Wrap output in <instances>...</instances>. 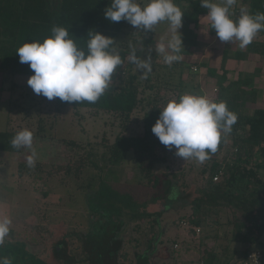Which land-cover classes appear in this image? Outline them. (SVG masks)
Segmentation results:
<instances>
[{
    "label": "trees",
    "instance_id": "16d2710c",
    "mask_svg": "<svg viewBox=\"0 0 264 264\" xmlns=\"http://www.w3.org/2000/svg\"><path fill=\"white\" fill-rule=\"evenodd\" d=\"M111 2L112 0H54V4L51 5L50 0H0V74L12 78L13 88L18 85L14 81L15 76L33 75L27 64L19 62L17 49L26 42L42 43L51 36L53 26L69 29L70 38L84 50L93 34L89 31L113 38L115 43L111 49L120 55L122 64L117 67L111 84L97 102L67 104L58 98L48 101L31 91L36 98L34 105L21 108L12 103L9 112L13 114L11 110L17 108V111L25 112L24 116L32 118L35 114L40 116V112L48 114L45 108L51 106L50 109L53 111L51 117L53 120L56 118L55 121L60 119L63 112L81 109L92 111L95 115L100 112L113 114L121 120L120 133L112 144L106 146L100 164L109 167L108 169L116 168L124 161L126 155L131 153L137 169L136 184L149 191L138 200L124 196L126 201L120 202L118 206H109L111 209L107 210L104 200L107 192L104 190L101 177H97V180L85 179L83 186L85 190L96 182L98 184L96 194L87 198L88 210L92 216L98 218L97 222L90 226L87 232L77 233L68 229V223L57 224L56 229L53 228L51 243L63 242L64 249L60 253L52 249L57 259L53 264H59L58 261L62 260L64 253L70 251L97 253L96 260L99 264H108L109 261L113 264H125L127 256L123 249V235L126 224L147 218L156 221L170 209L171 203L168 202V198L172 191L177 189L178 194H181V185L173 183L178 182L179 177L176 172L171 171L172 166L167 162V154L172 153L173 150L166 149L151 132V128L158 119L160 110H163L169 101H178L182 96L185 84L180 77L185 68L189 75L194 76L198 73L193 71L199 67L191 68L193 66L191 63L181 61L172 66L165 65L164 61L163 64L154 61L152 72L142 83L139 82L132 74L134 64L127 59L132 51L128 50V43L119 42L123 35L126 36V30L131 25L125 21L110 23L104 19V10L111 5ZM136 2L142 6L141 0ZM176 2L184 14L180 33L183 41V56L188 55L190 49L196 46L198 34L195 31L199 27L200 17L206 15L208 10L201 7L200 0H176ZM246 4L248 12L252 15L264 12V0H248ZM243 5L242 0H236L234 7L229 9L232 19L238 18ZM149 44L151 39H146L140 47L142 49L135 52L136 55L139 57ZM249 54L264 58V31L258 32L246 47L244 55ZM227 58L228 54L224 52L221 74H218L216 69L208 68L207 76L216 80L217 91L214 102H226L228 109L237 116L236 123L231 126L229 133L232 136V152L225 160H217L226 143V137L221 135L217 151L210 153L209 159L202 163L203 166L199 171L201 185L194 184L189 187L186 205L190 207L191 212L183 217L181 222L187 227L188 234L195 235V232L198 234L200 228L204 226L206 214L227 209L234 218L231 242L243 245V249L247 252L253 249L264 235V181L260 177V172L264 170V109H255L250 116L246 114V104H255L257 101L256 90L247 87L242 79L235 82L227 80V71L224 67ZM154 65L156 69L153 68ZM162 67L165 69L161 70ZM173 79L175 81L171 82ZM168 88L175 90L174 99L165 92ZM135 114L141 117L138 119ZM42 125L43 119L40 118L36 136L43 129ZM139 125L141 128H138ZM135 126L136 129L138 128L136 131ZM19 131L21 129H0V152L22 153L23 148L15 149L10 144ZM63 146H71V150L76 148L71 141ZM91 154L88 152L87 156ZM88 159L85 160L80 156L75 161L74 167L51 165V169L54 175L63 174L66 179L79 181L84 171L86 172ZM99 162L95 159L91 164L98 167ZM47 165L46 162L35 161L34 167H29L26 162L20 161L16 166V173L19 178L35 179L45 172L44 168ZM158 165L166 166L157 171ZM215 178L217 180H214ZM124 197L121 196L120 201L124 200ZM93 199L98 202L93 203ZM123 209L129 212L124 213ZM152 217L156 218L152 219ZM156 235L158 234L152 233L149 239H146L145 249L141 254L136 253L134 264H156V258H168L164 249L158 251L155 249V245L160 240ZM208 255L207 259L202 260V264L214 262V254Z\"/></svg>",
    "mask_w": 264,
    "mask_h": 264
},
{
    "label": "rangeland",
    "instance_id": "374dc122",
    "mask_svg": "<svg viewBox=\"0 0 264 264\" xmlns=\"http://www.w3.org/2000/svg\"><path fill=\"white\" fill-rule=\"evenodd\" d=\"M145 1L148 3V0ZM219 1L223 3V0ZM153 31L155 33H143L136 28H129L126 36L123 35L119 42L128 43V50L136 52L142 49L140 47L146 39H151V44L143 49L139 57L143 59L150 56L152 63L160 59L159 63L163 64V56L156 53L155 48L160 40L170 39L172 33L167 22L157 24ZM179 32L181 33V28ZM128 35L132 37L128 38ZM153 68L156 69V65ZM132 74L139 82H143L144 78L135 65ZM28 78L15 76L14 81L18 85L13 88L12 78L0 74V129L30 130L33 133L32 149L36 153L35 161L46 162L48 165L44 168L45 172L35 179L19 178L16 166L20 161L27 163V157L32 154V150L23 148L20 154L0 152V219L11 220L9 232L12 236L9 233L7 241L24 242L31 252L45 255L53 228L60 222L68 223V229L75 233L87 232L89 227L97 222L98 218L92 216L88 210L87 198L96 194L98 184L96 182L85 190L83 188L85 179L101 177L104 190L107 192L104 196L107 210L111 209L109 206H118L120 202L126 201L127 196L138 200L149 191L136 184L137 169L131 153L127 154L124 161L116 168L108 169L109 167L100 164L106 146L112 144L120 133L121 120L113 114L100 112L95 115L92 111L81 109L63 112L60 119L55 121L56 118L53 120L51 117L53 115L51 106L45 108L48 114L40 112V116L35 114L32 118L24 116L25 112L17 111V108L11 110L13 113L11 114L9 110L12 103L21 108L34 105L36 98L26 83ZM180 78L185 84L186 91L199 85L198 76L189 75L188 71H184ZM174 81L173 79L171 82ZM169 88L165 92L174 99L175 90ZM139 114H135L138 119L141 117ZM40 118L43 119V129L36 136ZM134 128L136 131L141 126ZM222 135L226 136V143L217 156L218 161L225 160L232 152V136L229 133ZM65 141L73 142L75 144L73 147L76 148L71 150V146L64 147ZM88 152L93 155L88 157ZM80 156L85 160L89 158V163L79 181L66 179L63 174H53L51 165L74 167L75 161ZM95 159L100 161L98 167L91 164ZM167 162L172 166L171 171L176 172L179 177L178 182L173 183L181 185V194H178L177 189L172 191L168 198V202L171 203L170 209L156 221L147 218L126 224L123 235V249L127 256L125 264H134V254L143 252L146 239H149L152 233L158 234L157 239H160L155 249L157 251L164 249L168 254V258H156V264H202V260L209 257V253L215 256L212 264H236L245 250L243 245L231 242L234 218L229 210L221 209L206 214L204 226L200 228L198 234L195 232V235L188 234L187 227L181 222L182 218L191 212L190 207L186 205V195L190 192L189 187L194 184L201 185L199 171L203 164L194 159L183 161L175 155V149L167 154ZM165 166L158 165L157 171ZM261 177L264 180V170L261 171ZM121 196L126 197L120 201ZM97 202L93 199V203ZM122 211L129 212L127 209ZM262 242L264 235L256 246Z\"/></svg>",
    "mask_w": 264,
    "mask_h": 264
},
{
    "label": "clouds",
    "instance_id": "9594fccd",
    "mask_svg": "<svg viewBox=\"0 0 264 264\" xmlns=\"http://www.w3.org/2000/svg\"><path fill=\"white\" fill-rule=\"evenodd\" d=\"M236 0H223L222 4L200 0L201 7L208 10L206 18L220 42H238L241 49L247 47L258 32L264 31V12L250 14L241 9L237 19H232L229 9ZM104 19L111 22H127L143 32H152L154 27L167 22L172 33L167 42L161 40L155 52L163 56L166 65L172 66L182 60L183 41L179 29L183 12L173 0H148L143 7L136 0H112L104 10ZM93 33L86 50L70 38L69 29L53 26L51 36L41 42H26L17 49L21 64H27L33 72L26 83L35 95L48 101L58 98L67 104L95 103L105 93L118 66L120 55L111 49L113 38ZM128 60L147 78L152 72L151 57L141 58L133 50ZM237 116L226 102H214L206 96L184 94L179 100L169 101L151 128L166 149H175V155L183 161L194 159L201 163L217 151L222 133H230ZM33 133L24 129L10 141L15 149L28 148L29 167L35 165V150L32 149ZM11 220L0 219V246L9 235ZM0 264H12L9 257H0Z\"/></svg>",
    "mask_w": 264,
    "mask_h": 264
},
{
    "label": "crops",
    "instance_id": "0c3cea01",
    "mask_svg": "<svg viewBox=\"0 0 264 264\" xmlns=\"http://www.w3.org/2000/svg\"><path fill=\"white\" fill-rule=\"evenodd\" d=\"M141 1L144 2L142 6L147 4L145 0ZM173 2L177 5L176 0H173ZM242 2H244L242 9H247L246 3L248 0H242ZM213 3L222 4L219 0H214ZM50 4L53 5L54 0H50ZM232 7H234V5ZM207 14L200 17L199 27L195 31L198 34L196 46L190 49L188 55H183L181 60L183 63H191V65H193L191 68L197 69V67H199L196 71H193L198 73L194 76H198L197 84L199 85H197L194 89H188V91L184 88L185 90L182 95H201L206 96L211 101H214L217 84L215 79L207 76V69H216L217 73L221 74L220 68L223 54L225 52L228 54V58L224 64L225 70L227 71V80L235 82L238 79H242L243 82L247 84H245L247 87L256 90L257 101L255 104H246V114L250 116L253 114L255 109H264V58L256 54H249L245 56L244 53L246 51V47L241 49L238 42H220L216 33L213 32L215 30L210 29V21L206 18ZM130 28L133 27L131 26ZM149 33H155V31ZM165 42H167V40ZM203 58L204 60H202ZM159 61L156 62L159 63ZM185 72H187L186 68ZM262 247H264V242L258 244L251 250L260 249ZM244 253L245 251L242 252L236 264L239 263Z\"/></svg>",
    "mask_w": 264,
    "mask_h": 264
},
{
    "label": "flooded vegetation",
    "instance_id": "af4514ba",
    "mask_svg": "<svg viewBox=\"0 0 264 264\" xmlns=\"http://www.w3.org/2000/svg\"><path fill=\"white\" fill-rule=\"evenodd\" d=\"M9 233L10 235L12 234L11 232ZM8 236L5 238V243L2 246H0V257L11 258L12 264H53V262L57 261V259H55V252L52 249L57 251V253H60L61 250L64 249L63 242L51 243V239H50L47 248V253L45 255H37L36 253L31 252L27 244H25L24 242L7 241V238H9ZM62 239L65 240L64 238ZM98 255H100V253H98ZM96 257H97V253H91V254L87 252L75 253V251L72 252L70 251L68 253H64L62 260H59L58 263L59 264H99L96 260L97 259ZM135 258H136V253L134 254V259ZM108 264H113V262L109 261Z\"/></svg>",
    "mask_w": 264,
    "mask_h": 264
},
{
    "label": "built area",
    "instance_id": "2783aa9c",
    "mask_svg": "<svg viewBox=\"0 0 264 264\" xmlns=\"http://www.w3.org/2000/svg\"><path fill=\"white\" fill-rule=\"evenodd\" d=\"M214 180H217V178ZM238 264H264V247L245 252Z\"/></svg>",
    "mask_w": 264,
    "mask_h": 264
}]
</instances>
